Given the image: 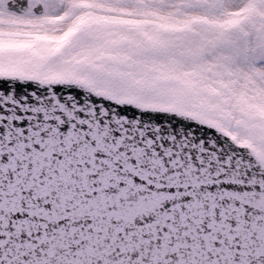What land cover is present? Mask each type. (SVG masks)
<instances>
[{"label": "snow or ice", "instance_id": "obj_1", "mask_svg": "<svg viewBox=\"0 0 264 264\" xmlns=\"http://www.w3.org/2000/svg\"><path fill=\"white\" fill-rule=\"evenodd\" d=\"M0 264H264V0H0Z\"/></svg>", "mask_w": 264, "mask_h": 264}]
</instances>
